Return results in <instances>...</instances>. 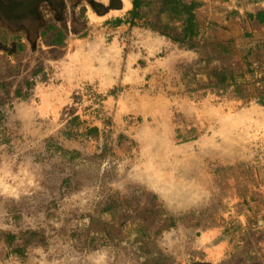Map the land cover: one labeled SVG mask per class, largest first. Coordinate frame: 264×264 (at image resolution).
Listing matches in <instances>:
<instances>
[{
	"label": "crops",
	"instance_id": "crops-1",
	"mask_svg": "<svg viewBox=\"0 0 264 264\" xmlns=\"http://www.w3.org/2000/svg\"><path fill=\"white\" fill-rule=\"evenodd\" d=\"M109 1L0 0V36H7L0 38V101L11 98L24 103L31 97L55 101L28 115L36 143L40 132H52L53 114L65 118L56 124L59 130L68 122V100L92 89L115 131L133 137L143 149H157L156 156L147 155L148 159L179 165L174 166L179 170L174 180L188 179L189 188L183 191L188 195L186 203L192 210L204 206V215L195 223L200 237L192 240L203 256L201 262L264 264V160L251 170L230 167L221 172L222 188L215 186L218 175L209 170L203 174L204 184L198 185L195 166L196 159H220L214 162L229 166L239 159L246 168L254 159H264V104L257 102L264 100V0H180L193 5L192 42L205 41L239 64L236 70L234 65L229 69L238 78L227 81L232 72L221 67L225 78L215 81L239 86L234 97L200 91L199 76L178 74L189 67L196 71L211 66L209 57L201 59L200 50L181 52L179 43L148 27L135 30L128 22L101 27V20L107 18L100 15L99 5ZM131 2L125 8L128 16ZM8 6H13V19L18 21L14 27L4 22ZM128 28L141 39L135 46L126 44L130 47L124 52L125 44L118 41H132V35L120 37ZM110 34L117 44L104 43L103 37ZM162 52L165 57L156 58ZM200 78L205 84L212 80L209 74ZM39 83L44 90L37 92ZM75 109L80 112V105ZM95 126L99 129L101 122ZM198 147L205 155H198Z\"/></svg>",
	"mask_w": 264,
	"mask_h": 264
},
{
	"label": "rangeland",
	"instance_id": "rangeland-1",
	"mask_svg": "<svg viewBox=\"0 0 264 264\" xmlns=\"http://www.w3.org/2000/svg\"><path fill=\"white\" fill-rule=\"evenodd\" d=\"M129 3L110 0L99 5L100 15L107 18L101 20V27L114 24V19H125ZM159 7L160 0H143L142 17L133 24L135 30L146 28L147 23L170 39H181L182 22L158 13ZM13 9H5L7 27L18 24ZM131 35L132 41H118V45L125 44L124 52L131 42L138 44L141 36L130 28L120 33L124 38ZM111 37L102 40L117 44ZM204 42L182 39L179 51L198 49L202 60L211 59V66L196 67V71L189 67L178 74L190 79L199 76L196 88L205 93L238 95L239 86L215 81L221 67L232 72L227 81L238 78L235 70L239 64ZM232 65L235 70H229ZM206 74L212 77L207 84L200 80ZM36 90L43 91V85L39 83ZM95 93L89 89L81 95L83 100L78 94L76 99L70 98L68 122L56 130L65 118L62 121L59 114H53L52 132H40L36 143L31 138L28 115L44 111L55 101H33L34 97L24 103L11 98L0 101V264H203L192 240L200 237L195 223L204 215V206L195 204L197 209L192 210L186 203L188 195L183 191L189 188L188 179L174 180L172 176L179 172L174 166L179 165L148 159L147 155L156 156L157 149H143L133 137L115 131ZM257 102L264 104V100ZM78 104L80 112L75 109ZM15 108L19 109L17 115ZM98 122L99 129L95 126ZM65 140L79 141L80 147L64 144ZM197 153L205 155L204 148L198 147ZM217 160L196 159L198 185L204 184L203 174L209 170L218 175L215 186L222 188L218 179L221 172L230 167L233 171L251 170L264 159H254L246 168L239 159L231 166L216 164ZM185 167L188 170V164ZM217 204L220 206L219 201Z\"/></svg>",
	"mask_w": 264,
	"mask_h": 264
},
{
	"label": "trees",
	"instance_id": "trees-1",
	"mask_svg": "<svg viewBox=\"0 0 264 264\" xmlns=\"http://www.w3.org/2000/svg\"><path fill=\"white\" fill-rule=\"evenodd\" d=\"M132 7L129 12V16L127 19H116L115 24H120L122 22H128L130 25H133L135 20L139 17H142V14L140 13L141 5L143 3V0H132ZM193 5L191 3H183L180 0H161V5L158 9V13L160 14H167L173 17L176 21L182 22V38H172L174 42L180 43L183 40H189L192 41L193 31L195 29V19L194 15L192 13ZM144 21H147V19H143ZM146 27L152 28L149 24L145 23ZM152 30L159 32L161 35H164L168 38H171L166 33H163L159 31L158 29L152 28ZM220 74V73H219ZM220 79L225 78V73L223 75H219Z\"/></svg>",
	"mask_w": 264,
	"mask_h": 264
}]
</instances>
